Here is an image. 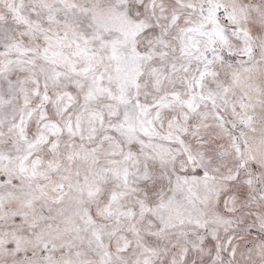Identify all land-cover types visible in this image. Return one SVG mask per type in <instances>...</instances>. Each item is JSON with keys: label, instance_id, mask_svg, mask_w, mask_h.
Wrapping results in <instances>:
<instances>
[{"label": "snow or ice", "instance_id": "6c2138e0", "mask_svg": "<svg viewBox=\"0 0 264 264\" xmlns=\"http://www.w3.org/2000/svg\"><path fill=\"white\" fill-rule=\"evenodd\" d=\"M0 264H264V0H0Z\"/></svg>", "mask_w": 264, "mask_h": 264}]
</instances>
